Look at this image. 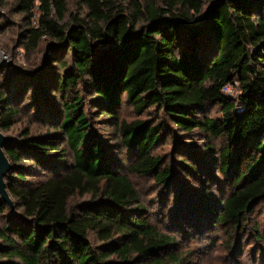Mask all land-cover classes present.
<instances>
[{"label":"trees","instance_id":"16d2710c","mask_svg":"<svg viewBox=\"0 0 264 264\" xmlns=\"http://www.w3.org/2000/svg\"><path fill=\"white\" fill-rule=\"evenodd\" d=\"M15 1L27 25L21 47L35 52L46 42V61L33 71H3L0 130L29 110L53 131L32 137L27 130L5 150L14 208L0 197V264H184L172 252L174 238L136 209L140 195L126 174L153 177L192 203L173 188V166L154 153L166 137L197 164L178 163L199 181L203 156L214 157V140H224L218 172L233 191L211 209L212 220L236 230L245 223L264 201V0ZM73 1L83 14L71 13ZM125 105L162 116L129 122L120 118ZM215 107L221 116L214 118ZM92 116L112 123L128 167ZM197 135L205 148L194 152L186 139ZM26 160L51 176L27 183ZM77 195L94 200L72 205ZM171 214L185 217L179 208Z\"/></svg>","mask_w":264,"mask_h":264},{"label":"rangeland","instance_id":"374dc122","mask_svg":"<svg viewBox=\"0 0 264 264\" xmlns=\"http://www.w3.org/2000/svg\"><path fill=\"white\" fill-rule=\"evenodd\" d=\"M140 1L144 2L145 0ZM151 1L159 7H164L163 0ZM123 4L125 5L127 2ZM70 11L74 14H83L84 8L79 5L78 1H73L70 4ZM26 27L25 15L16 11V1L5 0L4 7L0 9V63L4 62L0 73V82L3 80V71H33L38 66L42 67L46 61V42H43L35 52L26 51L21 47L19 39ZM17 71L15 73H18ZM238 93V88L232 90L233 96H237ZM88 110L92 109L88 108ZM160 116H162V112L158 113L154 108L140 115L132 107L125 105L120 118L129 122L143 120L155 123L160 120ZM210 116L214 118L221 116L219 107L212 109ZM91 120L98 134L105 139L110 147L114 148L112 154L119 155L124 166L128 167L130 163L126 151L121 148V141L118 139L112 123H108L98 116H92ZM27 130L30 131L32 137H41L47 132L53 131L48 124L41 123L33 112L22 110L12 129L2 131V133L19 141L23 139ZM205 141L198 135L192 139H186L189 149L192 150L197 146L201 149L205 148ZM214 144L216 149L214 157L203 156L204 163L203 161L199 163L200 166L207 169L205 177L203 176L204 180L199 181L189 177L188 173L182 171L183 167L178 163L183 160L188 164H195L194 166L197 164L189 156H182L183 154L177 149L173 137L163 139L154 153L162 157L166 166H173L177 177L173 188L184 190L185 193L192 195L193 202H180L182 197V194L179 197L180 191L176 194L172 193L171 188L166 189L160 186L153 177H137L125 172L140 195V203L136 209L143 214L145 220L160 228L164 234L174 238L176 245L173 246L172 252L182 259L185 258L184 264H264V201L257 202L252 206L253 210L238 230L231 225L225 227L212 220L211 209L217 207L219 210L223 200L233 191V182H228L218 172L220 163L217 158L224 147V140H214ZM64 160L68 164L73 162L70 151H67ZM25 164L27 166L31 164L26 171L27 183L35 185L51 176L45 168L33 161L26 160ZM93 200L91 195H77L71 204L79 205ZM208 203H210V208L206 209ZM176 208H179L180 214L185 217L171 214V211H175ZM189 217H191L190 222H185ZM180 218L183 220H179ZM95 243L99 244L97 241ZM168 264L178 263L169 262Z\"/></svg>","mask_w":264,"mask_h":264},{"label":"water","instance_id":"95a60500","mask_svg":"<svg viewBox=\"0 0 264 264\" xmlns=\"http://www.w3.org/2000/svg\"><path fill=\"white\" fill-rule=\"evenodd\" d=\"M4 62L0 63V69L3 67ZM2 101L0 100V108ZM15 139L4 135L0 130V197L5 204H8L14 208V203L7 191L6 178L12 172V165L8 157L6 156L5 150L9 144L14 142Z\"/></svg>","mask_w":264,"mask_h":264},{"label":"built area","instance_id":"2783aa9c","mask_svg":"<svg viewBox=\"0 0 264 264\" xmlns=\"http://www.w3.org/2000/svg\"><path fill=\"white\" fill-rule=\"evenodd\" d=\"M225 90L227 91V93L232 94V90H234V88L232 86H227Z\"/></svg>","mask_w":264,"mask_h":264}]
</instances>
